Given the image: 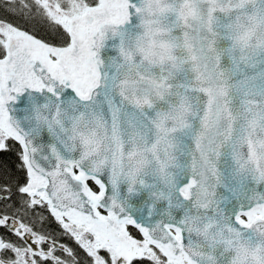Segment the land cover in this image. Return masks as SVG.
<instances>
[{
	"label": "snow or ice",
	"instance_id": "snow-or-ice-1",
	"mask_svg": "<svg viewBox=\"0 0 264 264\" xmlns=\"http://www.w3.org/2000/svg\"><path fill=\"white\" fill-rule=\"evenodd\" d=\"M0 264H264V0H0Z\"/></svg>",
	"mask_w": 264,
	"mask_h": 264
}]
</instances>
